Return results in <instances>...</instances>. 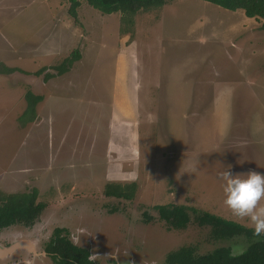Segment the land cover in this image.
Wrapping results in <instances>:
<instances>
[{
  "label": "rangeland",
  "instance_id": "obj_1",
  "mask_svg": "<svg viewBox=\"0 0 264 264\" xmlns=\"http://www.w3.org/2000/svg\"><path fill=\"white\" fill-rule=\"evenodd\" d=\"M83 3L76 23L66 0H0V66L17 69L0 73V194L38 186L46 204L33 227L1 230L0 243L41 251L56 227L83 228L101 263L114 253L159 264L176 238L154 228L160 222L143 224L155 205L249 225L223 205L216 177L228 165L264 174L261 21L203 0L136 14ZM75 48L81 59L68 73L45 82L34 74ZM27 91L43 99L36 120L23 123ZM108 182H135L134 198L105 196ZM174 233L193 244L206 237L195 224ZM25 257L20 250L0 263Z\"/></svg>",
  "mask_w": 264,
  "mask_h": 264
},
{
  "label": "flooded vegetation",
  "instance_id": "obj_2",
  "mask_svg": "<svg viewBox=\"0 0 264 264\" xmlns=\"http://www.w3.org/2000/svg\"><path fill=\"white\" fill-rule=\"evenodd\" d=\"M104 193V192H103ZM105 195V194H104ZM106 196V195H105ZM112 197V196H107ZM125 200H132V198H122V197H115ZM165 205H174L176 207L183 206L185 207L184 210H164L161 211L160 207L164 206L162 204H158L153 206L154 211L156 212V216L150 215L147 210L142 212L143 217V224H149L153 222H160L162 226L154 227L160 228L162 231L174 236L176 241L174 244L169 245L171 246L168 250L163 254V260L159 264H181L179 262V258H176L178 254L184 253L187 257H191L192 260L189 262L192 264L193 261L197 260L198 264H264V257H261L257 252L256 246H254L259 241H264V236L255 237L252 234V230L250 225L242 222V221H234L238 225L241 226L242 230L240 231H224L222 232H215L213 226L209 222H201L198 217L203 216L204 213H210L203 209H198L196 207L184 205V204H165ZM116 208V207H112ZM118 210V209H117ZM121 213V211L113 212ZM41 214L34 220V222L30 226H23L25 228L33 227L36 221L40 218ZM123 213V212H122ZM182 213L185 214L182 216ZM129 214V213H128ZM216 215V214H214ZM218 216V215H217ZM127 217V216H125ZM221 217V216H220ZM128 218V217H127ZM246 221V220H244ZM132 222V221H131ZM247 222V221H246ZM142 224V223H141ZM140 225L144 227H148L149 225ZM195 224L201 230H204L206 237L204 240L200 241V243H191L193 241H189L190 235L186 233L184 236H179L174 232L177 231H184L190 225ZM17 226V225H16ZM137 226V225H135ZM12 226H10L11 228ZM9 228V227H8ZM77 229V228H76ZM83 229V228H78ZM3 230V229H2ZM84 230V229H83ZM1 231V230H0ZM70 232L65 227H56L52 233L49 235L46 241H44L43 248L41 251H30L27 249H23L26 251L29 258H16L11 260L8 264H20L28 262V264H84L82 260V255L77 250H82L87 252V254H94L96 255L95 261H91L93 264H158L155 260H148L144 258L132 259V258H125L120 260L119 258L112 257H104V262H100V257L97 251V246L91 244L87 241H82L80 239V243H87L88 245L82 246H73L76 250H71L70 256H64L61 252L57 251V238H65L69 240ZM70 241V240H69ZM30 243H32L30 241ZM202 243L207 246L206 252H200ZM224 243V244H223ZM6 244L5 246L10 245ZM34 245V243H33ZM139 249V247H138ZM221 252V253H220ZM220 253V254H219ZM114 255V253H111ZM219 254L216 258H212L211 256ZM87 255V256H88ZM110 255V254H109ZM188 263V264H189Z\"/></svg>",
  "mask_w": 264,
  "mask_h": 264
},
{
  "label": "trees",
  "instance_id": "obj_3",
  "mask_svg": "<svg viewBox=\"0 0 264 264\" xmlns=\"http://www.w3.org/2000/svg\"><path fill=\"white\" fill-rule=\"evenodd\" d=\"M68 2L67 12L69 16L78 22L77 8L80 6L81 1L87 2L90 6L101 11L102 14H111L120 12L122 14L128 12L136 14L141 10H149L151 8L161 7L166 0H66ZM210 2L219 7L230 11L242 10L244 14L249 18H255L261 21L260 29L264 30V0H203ZM81 59V52L79 48L73 49V51L65 57L60 63L48 67H42L36 71L35 75H43V80L48 81L51 78L62 76L68 73L74 66V64ZM17 71V69L9 68L6 66H0V73L10 74ZM43 99L42 95H36L32 91H27L25 94V100L27 103L25 111L20 116V120L25 122L34 121L37 118L36 107ZM136 190V183L118 184L108 182L104 186V194L112 197L132 198ZM38 191L36 188L32 189L26 194H0V230L8 228L10 226H30L34 220L41 214L46 208V204L37 201ZM185 207L174 205H164L160 207L161 211L164 210H184ZM185 215L182 213V216ZM201 222H209L215 232L224 231H240L241 226L232 220L225 219L223 217L204 213L203 216L198 217ZM57 251L64 254V256H70L71 250H76L70 241L65 238H57ZM257 252L261 257H264V241L257 242ZM82 255L84 264H93L87 259V252L77 250ZM221 253V252H220ZM219 253V254H220ZM178 254L176 258H179L181 264H188L192 258ZM219 254L212 255V258H216ZM190 264V263H189ZM192 264H198L197 260ZM244 264V263H240Z\"/></svg>",
  "mask_w": 264,
  "mask_h": 264
},
{
  "label": "clouds",
  "instance_id": "obj_4",
  "mask_svg": "<svg viewBox=\"0 0 264 264\" xmlns=\"http://www.w3.org/2000/svg\"><path fill=\"white\" fill-rule=\"evenodd\" d=\"M230 168L231 165H228L223 171L218 172L216 177L221 182L222 203L232 217L247 219L253 236H264V206L259 204L264 200V174L255 171L232 174ZM82 235L85 236L83 229L70 234L71 244L80 247ZM110 255L115 260L116 255ZM96 257L89 254L87 259L91 262L95 261Z\"/></svg>",
  "mask_w": 264,
  "mask_h": 264
},
{
  "label": "water",
  "instance_id": "obj_5",
  "mask_svg": "<svg viewBox=\"0 0 264 264\" xmlns=\"http://www.w3.org/2000/svg\"><path fill=\"white\" fill-rule=\"evenodd\" d=\"M24 248L30 251H34L33 243H30L25 240L15 241L8 246H5L0 243V260H7L13 254L19 252L20 250L22 251ZM26 264H28V262H26Z\"/></svg>",
  "mask_w": 264,
  "mask_h": 264
},
{
  "label": "crops",
  "instance_id": "obj_6",
  "mask_svg": "<svg viewBox=\"0 0 264 264\" xmlns=\"http://www.w3.org/2000/svg\"><path fill=\"white\" fill-rule=\"evenodd\" d=\"M87 3V2H86ZM85 6V4L83 3V1H81V4H80V6L77 8V13H78V16H80V14H81V12H82V10H83V8H86V7H84ZM50 131H51V129H49V135H50ZM52 181H47V182H45V181H43V184H48L49 183V187L50 188H52V187H54L53 185H54V183H51ZM55 182V181H54ZM71 182V181H70ZM76 183H77V181H75ZM37 188H39L38 186H36ZM36 188V189H37ZM40 189V188H39ZM37 191H38V195H37V201H39L38 199H39V190L37 189ZM19 193H21V194H26V193H29V192H19ZM19 193H11V194H19Z\"/></svg>",
  "mask_w": 264,
  "mask_h": 264
}]
</instances>
